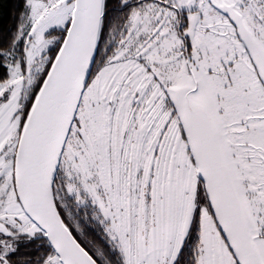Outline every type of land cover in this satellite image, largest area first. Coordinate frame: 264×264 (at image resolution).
Listing matches in <instances>:
<instances>
[{"label": "snow or ice", "instance_id": "snow-or-ice-1", "mask_svg": "<svg viewBox=\"0 0 264 264\" xmlns=\"http://www.w3.org/2000/svg\"><path fill=\"white\" fill-rule=\"evenodd\" d=\"M0 264H264V0H16Z\"/></svg>", "mask_w": 264, "mask_h": 264}, {"label": "trees", "instance_id": "trees-1", "mask_svg": "<svg viewBox=\"0 0 264 264\" xmlns=\"http://www.w3.org/2000/svg\"><path fill=\"white\" fill-rule=\"evenodd\" d=\"M0 7V29H7L12 24V15L16 0H2Z\"/></svg>", "mask_w": 264, "mask_h": 264}]
</instances>
